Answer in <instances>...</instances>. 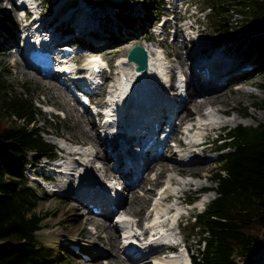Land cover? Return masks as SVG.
<instances>
[{
    "label": "rangeland",
    "instance_id": "rangeland-1",
    "mask_svg": "<svg viewBox=\"0 0 264 264\" xmlns=\"http://www.w3.org/2000/svg\"><path fill=\"white\" fill-rule=\"evenodd\" d=\"M42 1L43 4L45 3L44 7L46 9L45 17H42L44 21L54 17L55 14L58 16L60 14H65L63 12L65 11L67 5L63 9L60 8L58 10L60 4H64V0ZM165 1L169 3L172 2V0H137L136 4L131 5V0H129L128 12L121 13L116 11L114 7L107 5L105 0H73V3L77 5L76 7L81 5L78 10L82 13L80 15L78 14L77 18V20L81 18L79 26L80 31L82 32L84 30H88L90 25H94L93 31L95 32L93 33L96 35L94 39H96L99 44L95 48L93 52L94 55L92 56H94V58H102L107 67V70L104 72V80L106 79L104 88H102L95 97V100L98 102L96 108L102 106L104 99L107 96H109L108 100L111 102L110 98H112V93H115L116 86H123L127 90L134 91V88L141 83L140 86L148 92L156 91L155 93H157L159 90L161 91L163 87H166V90L171 96L178 93L175 89V94L173 95V86L171 87V84L164 85L165 83H163V81L158 82L157 79L151 75V77L148 75L144 78L143 76L137 78L134 64H125L123 67L118 65L121 58L127 56L129 49L134 44H142L141 41L144 37L148 36V38H152L153 40L155 38L156 41L160 39L154 36V31H159L161 29L158 22H156L158 17L162 14H169L167 12L170 5L165 4L163 7L161 6V3ZM182 1L183 0H180L181 3ZM193 1L195 5L191 10H185L184 8H181L180 10V8H176L174 11L176 18L179 19V16L185 18L182 22L183 24L178 23L175 27L172 23L170 25L167 22L166 32L168 35L162 41H158V43L162 46V51L167 53V61L165 65L166 67L168 66V70H182L181 61H185L187 62V71H184V73L189 71V66L192 64V60H188L186 51L193 52L194 48L185 36H189L192 33L194 35L198 34L201 37V34L198 31L201 29L202 32L204 31L203 34H205H202L201 38L203 39L205 37L222 38V34H219L218 32L219 29L212 22L211 13H213V10L208 7L212 0ZM56 5L57 8L54 10ZM237 8L239 9L238 5L236 7H231L230 10L233 12V10L235 11ZM198 10L202 11L199 12ZM120 13L125 15V17L122 18ZM0 17H6L5 20L8 22V26L0 29V70L4 71V77L11 83L13 92L31 95L35 105L39 107L36 119L39 125L44 129V137L51 141L57 149H59L58 145L65 143L68 145L67 148L71 150H74L73 148L80 150V152L72 153L70 156L65 154L66 160H71V164L75 165L72 161L73 157H76V159L78 158L84 162L83 165L75 166V168L72 169V174H57L54 182L50 183L51 186L59 189V184H64L66 186L69 185V189L65 191L61 190L65 193H68L69 191L71 192V190L75 189V181L83 173H89L93 179L98 181L104 182L109 179L114 181L115 178L107 179L105 177L103 168L109 164V160L108 157L103 158L100 155H96L98 146L95 142L100 139L103 140L104 144H106L107 141L110 142L107 144V147H110L112 153H114L115 145L113 142L111 143V141L113 140L116 143V138L121 140L122 136L118 134H113L111 136V126L108 128H101L96 125L93 122V116L90 111H82L79 108L77 100L74 99L64 88H60L54 79L41 77L35 69L29 67L24 62L20 54L21 45L24 42L22 35H24V31L27 28L26 25H28L30 21L27 20L24 22L17 17L16 10L11 6V0H0ZM165 18L167 19L166 16ZM194 20L197 22V27L190 25L191 23H195ZM84 22L90 24L88 28L84 27ZM62 28L69 30V23L58 26V29ZM174 30L176 31V36H178L173 40V36H171L170 33H173ZM114 35L118 40L114 38ZM4 37L8 39L16 38V42L6 49L5 46L8 45V42L3 40ZM236 41L244 43L241 48L244 50L245 57L247 58L246 60H251L252 56L256 57V69L245 75L253 78V82L242 83L241 79H239L237 82L232 83V86L234 87L233 90H228V93L225 96L217 99L216 104L221 107H229V110L226 111V113H219L211 106H207L201 110L192 109V114H188L189 112L183 110L179 115L180 121L182 120L179 130L183 129V123L185 120L196 116H207L210 117V119L219 118L222 122H224L221 123L223 124L221 126L222 128L218 130V133L221 131L222 135L227 134L228 130L239 124L256 125L259 122L264 121V109L254 106L255 101H259L264 98V61L262 63V59L264 58L260 59V55L262 53L259 52L258 49V39L255 37L244 38L241 36H234L227 39L226 43L233 42L236 44ZM220 42L224 43L225 40H221ZM87 44L92 43L89 40ZM199 44L200 43H197V46H199ZM183 45H186V49L181 48ZM7 50L12 51V53H6L5 51ZM89 58L92 59V57ZM75 59L78 61L77 69L85 66L84 63L80 64V61L86 59L85 63L88 62L87 57L84 58L83 54H78ZM165 75L168 77V72ZM169 76L172 78L173 75L171 74ZM147 78L150 79V81ZM171 78L170 83H172ZM197 86L200 89V84ZM27 88H30V93L27 92ZM148 88L152 89L148 90ZM202 89V92H198L200 96H203V94L215 95V90H206L209 88ZM117 93L118 91L115 95ZM173 100L175 102V99ZM112 106H114V104H112ZM191 108L192 107H190V109ZM238 110H240L243 114H240ZM252 112H254L255 115H253V117ZM235 116L237 117L236 119H234ZM0 119L6 122H9L10 120V117L7 113H5L3 107L1 106V99ZM179 130L174 138V141L177 144L172 142L175 143L176 146L168 149L165 153V157L158 159L160 163L155 162L156 165L153 163V165H155L154 168L152 170H146L139 184L128 186L126 189L125 186L122 188L124 195L128 199L126 198L127 201L117 210L116 215H120L121 213V215L129 216L132 227H135L138 224V227L141 228L143 224L148 223V220L153 214H157V211L164 212L169 208L167 213L172 214L174 210V207L172 206L176 203L177 211H179L180 206L184 211L195 210L191 213V215L184 217V219L180 221V229L176 232L175 236V239L184 240L189 253L191 254L192 252H198V238L200 236V230L198 226L192 228L191 224L195 219L194 215L200 211L201 205L195 208L193 206L194 202H190L189 197L194 194L202 196L207 192L209 197V199L205 202L207 204L216 195L217 192L213 189L214 186H216V182L212 180V176H214L215 172L220 168V161H218L220 156L227 152L229 148L216 151V146L224 142L223 140H220L214 141L213 143L209 142L205 145L204 149L197 148L196 151L193 152L192 150H189L190 148L188 146L183 145V140L187 138V135ZM105 131H108V133ZM72 145L75 147L70 148ZM100 150L103 152L105 151L102 143ZM56 155H59L58 150H56ZM183 156L187 159L193 157L195 160L181 161L180 158ZM45 157L46 156H43L39 160H33L35 158L30 156V162H35L37 165L42 166V162H45ZM109 159L110 161L113 160V158ZM106 162L108 164H106ZM167 165L171 168H174V165H176V167L175 169L167 170L164 168ZM31 171H29V167L27 165L24 176L29 185L36 188L40 194L48 193V196L46 198L39 199L38 203L34 207L37 212L43 215L40 220V227L36 230L37 237L42 243L52 249L53 252L51 251V256L57 258L56 264H97L98 261L102 264H121L122 262L119 258L125 259V264H162L160 261L170 255V253H166L170 250V248L163 246L160 251H158L159 249H153L152 251H149L147 256L142 258L138 257L136 259L134 258L133 260L130 259L124 251H118V237H120L119 233L121 230L116 228L113 230L109 226L110 223L111 225L117 223L115 218L113 219L104 214H98L95 212H87V208L84 205H80L78 201L75 202H77L81 212L78 213L77 217L73 218L75 215L73 211L62 209L61 201L64 196L67 195H64V193H53L52 189L48 185L39 183L33 179ZM110 171L117 177V172L111 167ZM80 172H82L81 175ZM202 172H205L206 174H203ZM195 173L198 174L194 176ZM164 186H167L168 188L165 192H162L161 190ZM149 188L153 189L152 192H148ZM205 189H211V191L208 192L205 191ZM166 193L173 194L168 197H163ZM177 195H180L182 200L177 197ZM129 202H132V205H129ZM190 205L191 207H189ZM85 214L95 216L96 219L95 221H87L83 223L81 230L77 232L80 227H78V223L79 221L81 222V218ZM61 226L64 227V229H67V233L70 234L73 239L78 241L76 243L86 247L84 248L86 252L82 250H79V253L73 251V247L64 243L60 236L52 239L50 238V230L52 228H54V230L59 229ZM96 230L97 233L103 237L102 239L106 240L107 243L102 242L101 244L96 239ZM113 235L116 239L115 247L109 241ZM140 235L145 241L147 240L144 234V236L142 234ZM164 247H166V250H164ZM92 248L95 249L92 250V253L96 250H101L104 252L103 255L89 260H86L81 256V254H88L87 251L89 252ZM163 251H165L166 254L162 253ZM106 252H108V254ZM116 252L119 255H117ZM256 264H264V246L260 249V257L258 258Z\"/></svg>",
    "mask_w": 264,
    "mask_h": 264
},
{
    "label": "trees",
    "instance_id": "trees-1",
    "mask_svg": "<svg viewBox=\"0 0 264 264\" xmlns=\"http://www.w3.org/2000/svg\"><path fill=\"white\" fill-rule=\"evenodd\" d=\"M208 7L223 38L255 37L263 53L264 0H212ZM4 74L0 70V99L10 120L0 119V264H56L36 233L43 215L34 207L48 193L40 194L24 176L30 156H53L56 148L43 135L31 95L13 92ZM254 106L264 109V98ZM225 141L217 149L229 150L212 176L217 193L191 224L200 230L194 264H256L264 246V121L237 125Z\"/></svg>",
    "mask_w": 264,
    "mask_h": 264
},
{
    "label": "bare ground",
    "instance_id": "bare-ground-1",
    "mask_svg": "<svg viewBox=\"0 0 264 264\" xmlns=\"http://www.w3.org/2000/svg\"><path fill=\"white\" fill-rule=\"evenodd\" d=\"M26 1H28L29 3L31 2L30 0H26ZM136 2H137V0H131L130 4L134 5V4H136ZM70 21L71 20L67 17V19L63 18V19H60V20H57V21H54V20H47L46 21L45 20L44 22H46L48 27H52L53 29H58V26H62L63 24H67V22L70 23ZM31 24H32V22L29 23V28H28V30L26 32L27 35L31 31V29H30ZM83 25L86 28H88L90 24L87 23V22H84ZM198 31H199V33L201 34V37H202V34L204 33V31L202 32L201 29H199ZM55 33H56V31L53 32L54 35H56ZM65 33L68 34V35H71L72 31L63 32V34H65ZM203 35H205V34H203ZM75 36H72L70 39H75ZM206 36H209V35H206ZM80 37H83V35H80ZM205 38H208V37H205ZM3 40L8 42V45L5 46L6 49H8V47L10 45L12 46L16 42V38H9L8 39V38L4 37ZM86 41L88 43L89 39L86 38ZM188 42H190L192 47H193L194 42L192 41L191 38L188 39ZM141 43H142V45L144 47H146V49L148 50V53H149V69H148L147 72H144V73H140V72L136 71V77L138 78V77L143 76V78H144L145 76H148V75H149V77H151L150 75H154L155 77H157V74H158L157 72L158 71H162L163 66H164V61H163V58H162V54L159 51L160 44L158 42H156L155 40H153L152 38H148V36L144 37V39H142ZM243 44L244 43H240L238 41H236V44L233 43V42L232 43L224 42V43H221V45H220V47L224 48V50L221 49V50H219L217 52L213 51L211 53L202 54V55H199V52L195 51V50L193 52L192 51L191 52L186 51V55L188 56L187 57L188 60H193V63L198 65V66H202L204 64H207V63H209V60H211L210 61V66L208 65L207 67L210 69V72L213 73V76L210 77L208 80H204V76H203L204 73L203 72L201 73V72H197L196 71V72H193L191 74V77H190V79H189V81L187 83V86H186V97H187V99H186L185 103L181 104V106L179 108V111H178L179 115H180V112H182L183 110H186L187 112H189L188 114H192V109L201 110V109H203V108H205L207 106H211L212 108L217 110L219 113H226V111L229 110L228 106L221 107L218 104H216L217 99L220 98V97L225 96L228 93V90H230V91L233 90L234 87L232 86V83L233 82H237V80H239V79H241L242 83L243 82H250V83L253 82V78L245 76L249 72L240 71L239 70V68H240L239 65H241V63H244L245 61H248V62L252 63V60H253V63H254L253 70L256 69V60H255L256 57L252 56L251 60H246L247 58L245 57L244 50H243V48H241ZM88 45H93V44H88ZM25 46L27 48H29L27 43L25 44ZM181 48L182 49H186V45H183ZM5 52L6 53H10V54L12 53V51H8V50L5 51ZM263 61H264V59H262V63H263ZM181 62H182V66H181L182 70L186 72L187 71V69H186L187 62H185V61H181ZM125 64L133 65L134 63L132 61L128 60L127 56H125V57L121 58V60L118 62V65L123 67ZM199 70L201 71V69H199ZM170 73L171 74L173 73L172 69L170 70ZM197 79H200V80L202 79L201 80V83H202L201 86L202 87L200 86V89L197 86L198 85L197 84ZM148 80L150 81V79H148ZM202 88H205V89L209 88V89H206V90H215V95H205V94H203V96H200L199 93L202 92V90H203ZM175 89L176 88L173 86L172 87V92L173 93H175ZM135 90H136L135 91L136 95L134 96V95H131V93L128 92V90L125 89V87H123V86L119 87L118 93L116 95L112 96V98H110L111 102L108 100L110 102V106H109L108 109L111 110V108L113 107L112 104H114V106H116V108H117L116 109L117 114L123 120L125 118H127V116H132L133 121H138V120H142L145 116H151L152 115L151 122L152 121H156V119H157L159 121V123L162 124L161 121H163L165 119L164 118V114H165V112L170 110L171 104H169L168 102H162L161 99L163 98V96L155 94V91H150V92L145 91L142 88V86H141V88H139L138 85L135 87ZM197 93H198V95H197ZM174 99H175V102L178 101L175 96H174ZM107 105H108V103H107ZM107 105H105V107H107ZM190 107H192V108L190 109ZM232 109H233V107H232ZM240 109H241V107H240ZM238 112L240 114H243L240 110H238ZM107 114H108L109 118L112 117L111 116L112 114H110V113H107ZM253 115H254V112H252V117H253ZM113 116H116V115L113 114ZM236 118L237 117L235 116L234 119H236ZM199 119L200 120L197 122V124L198 125H202V126L207 121L216 122V123H224L219 118L217 120L216 119H210V117H203V118H199ZM181 122H182V120L179 123L174 124L173 129H172L171 134H170V138H175L177 131L180 129V123ZM149 125H150V123H148V122L145 123L146 129L149 128ZM124 128H127V123H126ZM191 129H196L194 133H191V135L194 137V139H197L199 137V135L201 134L202 130H203L202 128L196 127V126H193ZM179 131H181V130H179ZM110 135L112 136L113 134L111 133ZM112 142L115 145L114 153L117 154V159H116L117 166L121 167L122 161L120 159L121 156L119 154V149H120L119 144L115 143L113 140L111 141V143ZM101 143L104 146V142H103L102 139H100V140L95 142V144L98 146L96 155H100L103 158L108 157V158L112 159L113 158L112 154H110L107 150L104 151V152L102 150H100L101 149ZM110 152H112V150ZM127 152L128 151L126 150V153ZM180 160L181 161H186L187 158L185 156H183L182 158H180ZM189 160H195V159L193 157H191ZM155 162L160 163L157 159L155 160ZM155 162H154V164H155ZM106 164H108V163L106 162ZM155 165H153V163L151 164V162H150V163H148L146 165L145 169L152 170ZM173 167L174 168H171V167H169L167 165L164 168L167 169V170L175 169L176 165H174ZM103 171H104L105 177L107 179L115 178V180H120L121 176L119 175V173L117 172V177H116V175L113 172L110 171L109 164L104 166ZM202 173L206 174L205 172H202ZM195 174H198V173H195ZM129 176H130V174H129ZM78 179H79L78 182H83L84 181L83 182V186H78L77 188L71 190V192L70 191L68 193L62 192V190L65 191V190L69 189V185L66 186L64 184H59L58 186H59L60 190L62 189L61 191L57 188V190L59 191V194L60 193H62V194L64 193V195H67V196H64V198L61 201L62 209L63 210L73 211L75 213L73 218L77 217L78 213L81 212V210L78 207L77 202H75V201H78L80 203V205H86L85 207L87 208V212H91V213L94 212L93 209L89 205H87V202H86V200L88 198V195L90 193H91V197L93 198V200H98L100 203H104L105 202V199L103 197H100L96 193V191L94 192V190L91 188V185L85 184V182H87V176H85L84 178L79 176ZM109 181H111V180L109 179ZM140 181H141V179L139 180V183H140ZM95 183H96V181H95ZM95 183H92L94 187H95ZM124 186H125V189H126L128 186H134V184H130L129 182H123V187ZM152 190L153 189L149 188L148 192H152ZM170 195H172V194H168L167 196H170ZM177 197H179L182 200V197H180V195H177ZM126 198H127L126 196H123V198L121 199V203L122 202L125 203L127 201V199H128V198L127 199ZM129 205H132V202H129ZM168 209H166V211H164V212L157 211V214L154 217L153 226L152 227L155 230V232L152 233V235H153L152 239H151L152 242H156V240H155L156 238H163V237L165 238V237H167V235L169 234L168 232H170L163 225V220L168 217V213H167V211H169ZM178 212L179 211L176 210L175 214H177ZM109 213L106 214L107 217L109 216ZM163 213L166 214V215L162 216ZM98 214H100V213H98ZM173 215L174 214H172V216ZM95 219H96L95 216L88 215V214L87 215L86 214L83 215V217L81 218V222L79 221V223H78V227L79 226L80 227L78 228L77 232H79L81 230V228H82L81 226L83 225V223H85L87 221H95ZM125 222H126V225L123 226L124 227L123 230L126 233H129V236H126V237L128 239H132V238L134 239V236H136V233H134L132 231L134 226L132 227L130 225V220L128 219V217L125 220ZM109 226L113 230H114V228L119 229V227H117L116 224L111 225V223H110ZM66 230L67 229H64V227H62V226L59 227V229H56V230H54V228H52L50 230V233H49L50 235L49 236H50L51 239L52 238H56L57 236H60L62 241L64 240L65 237H68V238H70L69 242L73 243L74 242L73 237H71L70 234H68ZM119 235H120V233H119ZM96 236H97L96 239L101 244H102V242L103 243L106 242V240L102 239L103 237H101L99 235V233H97V230H96ZM118 238H119L118 251L119 250L125 251V245L121 243L120 237H118ZM109 241L115 247L116 239H115L114 235L111 236V240H109ZM164 248H165L164 250H166V247H164ZM90 250H89L88 253L90 254L91 259L97 258V257L103 255V253H104L101 250H99V251L96 250L95 252L92 253V250H95L94 248H92ZM106 253L108 254V252H106ZM176 253H172L168 257H166L163 260H161L160 263H162V264H183L182 261H184L185 262L184 264H190L189 263V255L186 253L185 250H182V251H179V252H176ZM117 255H119V254L117 253ZM119 260L122 262L121 264H125V262H126L125 259H122V258H119ZM97 264H102V263L98 261Z\"/></svg>",
    "mask_w": 264,
    "mask_h": 264
},
{
    "label": "water",
    "instance_id": "water-1",
    "mask_svg": "<svg viewBox=\"0 0 264 264\" xmlns=\"http://www.w3.org/2000/svg\"><path fill=\"white\" fill-rule=\"evenodd\" d=\"M107 5L116 8L120 12H127L129 9V0H105ZM149 53L146 47L140 43L134 44L128 51L127 58L134 63L135 69L139 72H146L149 66Z\"/></svg>",
    "mask_w": 264,
    "mask_h": 264
}]
</instances>
